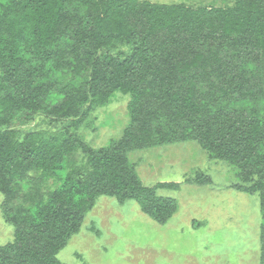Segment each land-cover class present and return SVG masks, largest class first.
I'll return each instance as SVG.
<instances>
[{
    "label": "trees",
    "instance_id": "trees-1",
    "mask_svg": "<svg viewBox=\"0 0 264 264\" xmlns=\"http://www.w3.org/2000/svg\"><path fill=\"white\" fill-rule=\"evenodd\" d=\"M74 3L83 10L70 15L66 5ZM69 31L72 43L60 48L59 40ZM229 42L264 56V0H233V6L223 8L140 0H0V208L4 222L13 227L12 240L0 246V264H61L55 258L58 248L100 196L122 199L132 193L150 199L153 188L134 182L122 151L143 146L139 137L148 133L147 120L157 111L178 127V119L186 120L193 126L189 137L205 151L239 166L243 183L264 206V121L218 107L212 113L194 87L195 81L204 82L208 89L222 91V98L264 95L259 84L238 74L236 61L217 52ZM122 44L131 48L125 57L99 56L102 49ZM24 48L53 62L58 71L91 73V96L67 94L46 113L42 107L33 113L58 123L55 131L11 128L14 112L38 107L45 93L52 97L50 84L31 86L37 67L21 56ZM20 81L8 93L7 84ZM113 91L131 94L129 115L137 127L126 128V139L115 149L95 150L72 131ZM82 106L86 109L80 111ZM90 128L95 130V124ZM251 162L254 173L248 171ZM205 180L199 175L191 182ZM163 186L171 185H155ZM149 202L158 205L153 198ZM258 250L259 264H264V217Z\"/></svg>",
    "mask_w": 264,
    "mask_h": 264
},
{
    "label": "rangeland",
    "instance_id": "rangeland-1",
    "mask_svg": "<svg viewBox=\"0 0 264 264\" xmlns=\"http://www.w3.org/2000/svg\"><path fill=\"white\" fill-rule=\"evenodd\" d=\"M140 1L164 5L184 4L192 8L233 6V0ZM66 7L70 15L83 10L77 3L67 4ZM85 23L84 18L81 25L84 27ZM70 37L71 31L59 40L60 48L65 42L72 43ZM115 46L102 49L99 56L108 54L115 57L120 53L125 57L131 51L124 44ZM217 52L227 61H236L238 74L247 75L252 83L259 84L264 91V56L252 53L245 47L234 48L231 42L223 48H217ZM21 56L25 60H32V65L37 67L31 86L39 88L43 84H50V90L47 91L52 97L49 95L48 98L45 93L38 99V107L14 112L11 128H17L21 133L55 131L58 123L55 122V125L53 121L33 113L40 112L38 109L41 107L45 108L43 114L46 113V109L52 104L60 105L67 94L77 98L81 94L91 96V73L88 70L82 75H73L68 70L58 71L54 69L53 62H43V59L36 57L27 48L21 51ZM27 65L25 63L24 68ZM21 83L23 81L20 84L8 83V93H13L14 87ZM102 85L99 87L102 88ZM194 87L199 91L198 98H203V104L212 113L218 107L221 110L243 113L244 116L253 114L264 121V95L261 93L247 99L234 93L222 98V91L217 88L208 89L204 82L195 81ZM175 88L176 84H173V89ZM44 98H48L47 103ZM143 101L149 109V99L144 96ZM130 102V93L113 91L105 102L94 106L82 125L72 133L95 150L106 147L115 149L121 139H126L123 136L126 128L137 127L130 119ZM84 109L86 106H82L80 111ZM68 120L63 122L67 123ZM178 122L179 127L160 111L155 112L147 120L148 133L139 137L143 146L122 151L134 182L141 187L153 188L150 199L145 201L132 193L124 194L122 199L100 196L89 210L83 212L78 230L72 232L58 248L55 254L58 262L259 264V222L264 217V206L259 205V194L248 190L249 184L243 183L239 166L214 158L197 140L189 137L193 126L186 125L184 119H178ZM94 124L96 128L92 130L90 127ZM80 159L79 155L77 162ZM255 170L251 162L248 171L254 173ZM59 172L64 173V168ZM199 175L206 178L205 182L192 183ZM159 183L171 186L156 188L155 185ZM152 198L158 202L156 207L149 202ZM2 201L3 197L0 195V205ZM12 238L13 227L4 222L0 208V246L10 242Z\"/></svg>",
    "mask_w": 264,
    "mask_h": 264
}]
</instances>
